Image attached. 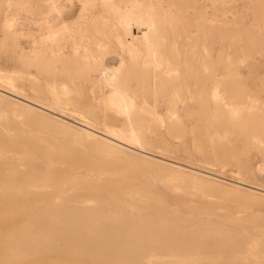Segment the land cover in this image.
<instances>
[{"label": "bare ground", "instance_id": "bare-ground-1", "mask_svg": "<svg viewBox=\"0 0 264 264\" xmlns=\"http://www.w3.org/2000/svg\"><path fill=\"white\" fill-rule=\"evenodd\" d=\"M243 1L244 8L237 0H0L2 48L12 66L0 70V100L10 94L27 109L56 111L45 99L78 112L85 118L56 111L123 157L127 146L144 148L149 128L160 139L158 128L174 126L182 112L202 113L190 120L206 122L214 113L218 126L191 137L199 147L208 143L204 154L221 164L252 170L250 152H261L264 141V79L232 78L230 48L264 36V0ZM12 3L19 31L6 11ZM245 12L253 15L250 28ZM3 132L0 125V139ZM18 150L0 149V201L11 209L0 214V264H264V236L233 220L123 187L105 198L115 183L100 179L80 198L66 197L63 179L28 177L10 157ZM27 211L29 221L2 235L3 219Z\"/></svg>", "mask_w": 264, "mask_h": 264}, {"label": "rangeland", "instance_id": "rangeland-1", "mask_svg": "<svg viewBox=\"0 0 264 264\" xmlns=\"http://www.w3.org/2000/svg\"><path fill=\"white\" fill-rule=\"evenodd\" d=\"M237 2L243 5V8L248 4L243 0ZM6 11L15 21L12 29L19 31L20 18L14 4L9 5ZM236 16L239 17V14H231V17ZM245 17L246 26L250 28L249 19L253 15L247 13ZM26 40L25 36L19 38L27 50L29 46ZM3 46L4 33L0 26V70L11 71L12 66L5 56ZM230 51L232 78L264 79V36L250 42L244 49L237 47L230 48ZM22 92L43 100L30 89H22ZM15 98L18 97L9 94L0 100V125L5 131L2 133L3 138L0 139V149H19L21 152L11 151L10 157L15 159L28 177L33 175L41 182L49 178L63 179L65 196L74 198H80L84 194V187L88 182L97 179L109 181L115 185L110 188L105 198H108L113 189L123 187L146 196L165 199L173 205H180L203 216L233 220L247 228L248 233L258 232L264 236V190L234 180L242 179L264 187V141L260 144L261 152L257 149L250 152L254 165L250 172L238 169L235 163L221 164L215 157L204 154L210 149L208 143H203L199 147L196 144L199 141L191 137L207 132L211 126H218L213 118L214 113L206 114L209 118L206 122L190 120L193 116L203 117L202 113L182 112L181 120L177 124L161 125L158 128L162 133L160 139L153 138L156 132L149 128L146 138L142 140L143 149L163 153L191 165L223 173L225 176L191 166H176L170 160L148 154L140 143H137L140 150L127 146L126 157L117 155L109 150L108 146H102L97 138L88 137L81 132L79 123L71 119H82L84 116L80 113L72 114L45 99L44 101L51 103L56 111L72 117L68 118L35 104L33 106L37 109H27L21 105L24 103L16 101ZM14 102H18V107H13ZM14 140L19 142L20 148L11 144ZM35 193L32 192L30 195L33 196ZM86 196L90 200L95 197L92 191L87 192ZM10 210L8 201H0L1 215L6 216ZM31 214V211H27L21 219L11 217L3 219L2 235L7 236L11 231L20 228L31 219L28 217ZM187 223L192 224L188 220ZM75 259L79 260V255L76 254Z\"/></svg>", "mask_w": 264, "mask_h": 264}]
</instances>
